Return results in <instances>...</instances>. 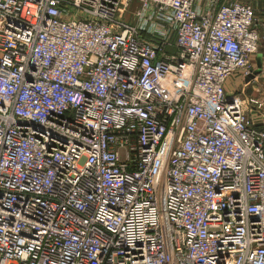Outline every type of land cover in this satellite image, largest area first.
Here are the masks:
<instances>
[{"label": "built area", "instance_id": "obj_1", "mask_svg": "<svg viewBox=\"0 0 264 264\" xmlns=\"http://www.w3.org/2000/svg\"><path fill=\"white\" fill-rule=\"evenodd\" d=\"M261 14L0 0V264H264Z\"/></svg>", "mask_w": 264, "mask_h": 264}, {"label": "crops", "instance_id": "obj_2", "mask_svg": "<svg viewBox=\"0 0 264 264\" xmlns=\"http://www.w3.org/2000/svg\"><path fill=\"white\" fill-rule=\"evenodd\" d=\"M241 1L250 2L252 5H254L256 10H257V17L259 19L263 18V15L261 14V10L264 8V0H241ZM257 29L261 33V31H262L261 27L258 26ZM261 44L264 46V41H262ZM259 56H261V60H260L261 70H260L259 74L256 75V79H257V81H255L256 83H252V84H249L246 86L245 85L247 83L246 79H243L242 77L237 76L236 78L241 79L242 84L239 86L238 89H236V86L233 88H231V86L229 87V85H230V83H229V85H228L229 89H234V88H235L234 90L245 89L247 95H249L251 97H256L259 99L264 98V54L258 52L256 55H254L252 57V59H253L254 66H255V70H254V72H255L256 69L259 68V62H258Z\"/></svg>", "mask_w": 264, "mask_h": 264}, {"label": "rangeland", "instance_id": "obj_3", "mask_svg": "<svg viewBox=\"0 0 264 264\" xmlns=\"http://www.w3.org/2000/svg\"><path fill=\"white\" fill-rule=\"evenodd\" d=\"M259 53H263L264 54V46L262 44H261V47L259 48ZM260 70H261V67H259L258 69H256L255 74L258 75L259 72H260ZM229 83H230V85H229ZM229 83H227V85H229V87L231 86V88H233V87L236 86V89H238L239 86L242 84L241 83V79L236 78V77H233L231 80H229Z\"/></svg>", "mask_w": 264, "mask_h": 264}, {"label": "water", "instance_id": "obj_4", "mask_svg": "<svg viewBox=\"0 0 264 264\" xmlns=\"http://www.w3.org/2000/svg\"><path fill=\"white\" fill-rule=\"evenodd\" d=\"M260 60H261V56H259V58H258L259 67H261V66H260ZM255 76H256V74H255V72H254L253 75H250L249 77L246 78V81L248 82L249 80L253 79Z\"/></svg>", "mask_w": 264, "mask_h": 264}]
</instances>
